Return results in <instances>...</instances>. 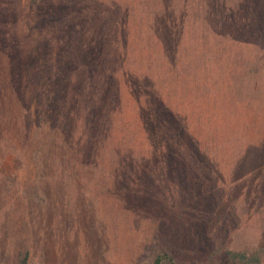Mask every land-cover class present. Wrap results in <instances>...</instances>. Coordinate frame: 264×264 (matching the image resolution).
Returning a JSON list of instances; mask_svg holds the SVG:
<instances>
[{
  "label": "trees",
  "instance_id": "16d2710c",
  "mask_svg": "<svg viewBox=\"0 0 264 264\" xmlns=\"http://www.w3.org/2000/svg\"><path fill=\"white\" fill-rule=\"evenodd\" d=\"M256 1L0 0V102L9 100L0 110L33 108L31 93L41 83L60 166L74 163L68 154H75L98 188L142 177L149 193L160 186L154 169L191 166L195 178L209 173L221 182L217 191L223 182L237 183L246 198L241 209L254 216L264 198V108L240 104L251 99L253 80L264 79V24L252 21ZM240 2L245 20L237 24ZM6 120L2 114L3 198L14 183L4 161L30 134L25 127L18 139ZM246 221L247 231L221 245L210 235L204 263L264 264V251L253 245L257 226ZM150 251L140 264H191ZM26 258L24 252L18 264Z\"/></svg>",
  "mask_w": 264,
  "mask_h": 264
},
{
  "label": "rangeland",
  "instance_id": "374dc122",
  "mask_svg": "<svg viewBox=\"0 0 264 264\" xmlns=\"http://www.w3.org/2000/svg\"><path fill=\"white\" fill-rule=\"evenodd\" d=\"M252 6V21L264 24V0ZM237 7L233 21L238 24L245 20L238 15L245 3ZM253 82L248 89L251 99L240 104L241 110L264 108V79ZM11 93L7 89L4 95L12 98ZM31 95L34 109L17 110L11 104L7 111L0 110V118L7 115L18 139L27 133L28 126L30 129L19 154L4 161L14 183L10 193L0 197V264H18L24 252L26 264H140L155 248L178 261L203 264L208 237H218L220 245L231 234L240 237L249 229L241 224L246 220L257 226V237H250L253 245L264 251V198L260 213L253 216L246 207L241 209L246 198L238 196L237 183L223 182V191H217L221 182L211 180L209 173L197 179L191 166L183 164L152 171L158 187L167 189L162 190L164 194L159 188L145 192L142 177L136 183L122 180L120 186L107 181L98 188L92 182L94 172L86 164H76L75 154H68L74 163L57 164L60 154L50 144L41 83ZM4 101L0 106H6ZM19 126H23L22 131ZM114 190L119 195L112 193ZM93 192H98L96 197ZM249 235L246 233V239Z\"/></svg>",
  "mask_w": 264,
  "mask_h": 264
}]
</instances>
